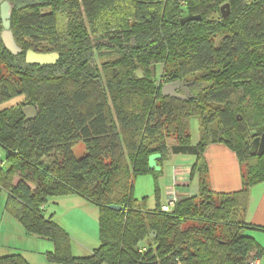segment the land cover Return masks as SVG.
<instances>
[{"label": "trees", "instance_id": "obj_1", "mask_svg": "<svg viewBox=\"0 0 264 264\" xmlns=\"http://www.w3.org/2000/svg\"><path fill=\"white\" fill-rule=\"evenodd\" d=\"M32 1L11 15L22 54L5 48L0 14V106L24 102L0 111V195L7 193L5 210L27 234L53 243L48 260L245 264L263 258L264 248L248 233L264 228L243 216L251 189L264 182V154L250 152L264 136V0ZM227 3L231 14L224 18L220 8ZM189 14L202 20L182 24ZM28 50L60 59L28 64ZM178 81L188 84L190 96H164L163 86ZM28 106L36 108L35 119L26 120ZM193 118L200 125L197 144ZM80 143L85 150L77 157ZM212 144L239 159V192L212 191L204 156ZM171 154L197 157L200 194L178 200L170 212L141 207L136 179L152 176L157 185ZM153 156L159 169L150 166ZM69 195L99 210L101 244L86 257L72 255L71 236L45 214L50 199ZM0 264L30 263L14 253Z\"/></svg>", "mask_w": 264, "mask_h": 264}, {"label": "crops", "instance_id": "obj_2", "mask_svg": "<svg viewBox=\"0 0 264 264\" xmlns=\"http://www.w3.org/2000/svg\"><path fill=\"white\" fill-rule=\"evenodd\" d=\"M204 156L209 166V182L213 192L232 194L242 189L243 169L235 153L223 144H212L206 149ZM196 162V156L171 154L163 163L162 176L165 178L159 187L160 191L165 192L167 202L173 193L177 201L200 194V176L198 173L193 174ZM156 167L157 164L154 168ZM44 209L46 216L51 217L71 236L72 242H76L80 252L84 251L90 255L100 246L99 210L96 206L78 195H69L50 199ZM243 219L247 224L264 228V182L251 189L249 205ZM248 234L260 245L264 244V231L255 230ZM33 239L31 243L34 241L33 244L41 253L53 251L52 242L38 237ZM25 258L33 264L32 257ZM260 264H264L262 258Z\"/></svg>", "mask_w": 264, "mask_h": 264}, {"label": "rangeland", "instance_id": "obj_3", "mask_svg": "<svg viewBox=\"0 0 264 264\" xmlns=\"http://www.w3.org/2000/svg\"><path fill=\"white\" fill-rule=\"evenodd\" d=\"M222 7L220 8V14H223L224 16V14H226L227 11H229L231 14L230 4H229V9L225 8L224 11H222ZM217 42L218 40L216 39L215 43ZM156 72H157V77H160L162 72V66H159ZM138 76L141 77L142 73L138 72ZM22 104H24L23 99L16 98L2 104L0 106V111L13 106L17 107ZM190 131L192 135V142L195 144L200 138V125L198 119L193 118L191 120ZM169 144H172V142H169ZM84 150H85L84 144L80 143L74 149V153L77 157H80L84 153ZM0 158L1 160L5 161V152L1 147H0ZM244 170L246 171L245 166H244ZM164 178H165L164 175L163 176L161 175V177L157 180V185L153 183L155 179L150 176H143L136 179L134 195L135 198L139 201L141 207H144L145 209L148 210H155L158 205L163 206L168 204L166 200L167 197L165 192L160 191V187H159L162 186ZM156 186L159 188V191H157ZM7 196L8 195L6 192H2V194L0 195V257H5L7 255L16 253V254H20L24 258L32 257L34 259L33 264H64V263L50 262L47 258V253L46 254L45 252L41 253V251L38 250L37 246L33 244L34 241L31 243V240H34L33 238H35L36 236L33 237V235L27 234L24 226L15 217H13L5 210ZM263 245L261 246L264 248ZM72 255L76 257H86L89 254H87L84 251L80 252L76 247V242L73 240ZM262 260L264 261V257L262 258Z\"/></svg>", "mask_w": 264, "mask_h": 264}, {"label": "water", "instance_id": "obj_4", "mask_svg": "<svg viewBox=\"0 0 264 264\" xmlns=\"http://www.w3.org/2000/svg\"><path fill=\"white\" fill-rule=\"evenodd\" d=\"M35 2L32 0H15V2H10L8 0H0V14L3 24L2 40L6 49H8L13 55L22 54V49L17 44L14 34L11 30V15L14 8L21 9L24 7L32 6ZM227 8L229 9V4H226L222 7V11ZM230 15V12L227 11L224 14V17L227 18ZM202 18L200 16L187 15L181 19L182 24H186L191 21H200ZM60 59L59 53H37L33 50H28L25 54V61L28 64L33 65H54ZM182 90L184 94H179L178 91ZM163 95L166 97H173L180 100H185L190 96L188 89V84L186 82H175L171 84H166L162 89ZM26 120L35 119L37 117V110L33 106H28L25 108ZM252 155L262 156L264 154V136L258 137L254 140L253 146L251 148ZM156 156H153L150 159V166L153 168L156 165ZM111 210L123 211L124 209L112 205L110 206Z\"/></svg>", "mask_w": 264, "mask_h": 264}, {"label": "built area", "instance_id": "obj_5", "mask_svg": "<svg viewBox=\"0 0 264 264\" xmlns=\"http://www.w3.org/2000/svg\"><path fill=\"white\" fill-rule=\"evenodd\" d=\"M177 199L175 194H171L169 197V201L167 205L162 206L163 211L165 212H170L171 209L174 207V205L176 204ZM144 249H142L141 251H143ZM245 264H260V259L259 258H250L249 260H247V262Z\"/></svg>", "mask_w": 264, "mask_h": 264}]
</instances>
